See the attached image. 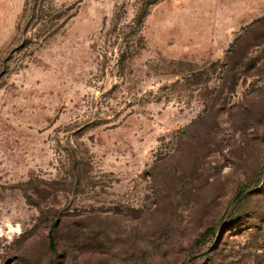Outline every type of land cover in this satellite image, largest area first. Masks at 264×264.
<instances>
[{
  "label": "rangeland",
  "instance_id": "374dc122",
  "mask_svg": "<svg viewBox=\"0 0 264 264\" xmlns=\"http://www.w3.org/2000/svg\"><path fill=\"white\" fill-rule=\"evenodd\" d=\"M0 264H264V0H0Z\"/></svg>",
  "mask_w": 264,
  "mask_h": 264
},
{
  "label": "trees",
  "instance_id": "16d2710c",
  "mask_svg": "<svg viewBox=\"0 0 264 264\" xmlns=\"http://www.w3.org/2000/svg\"><path fill=\"white\" fill-rule=\"evenodd\" d=\"M50 245H51L52 249L55 248V242H54V238L53 237L50 238Z\"/></svg>",
  "mask_w": 264,
  "mask_h": 264
}]
</instances>
